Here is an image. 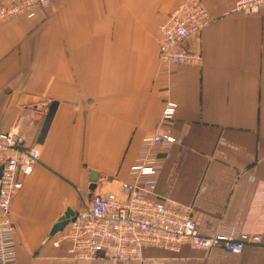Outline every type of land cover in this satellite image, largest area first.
Here are the masks:
<instances>
[{"label":"crops","instance_id":"0c3cea01","mask_svg":"<svg viewBox=\"0 0 264 264\" xmlns=\"http://www.w3.org/2000/svg\"><path fill=\"white\" fill-rule=\"evenodd\" d=\"M7 0H0V5ZM187 0H53L0 26V133L16 130L41 157L13 197L16 264H264V11L201 0L212 22L183 43L198 65H164L158 27ZM177 142L160 148L157 201L191 207L202 235L259 234L241 253L145 247L76 261L51 231L95 193L132 180L141 141L165 103ZM97 180L91 181V173Z\"/></svg>","mask_w":264,"mask_h":264},{"label":"built area","instance_id":"2783aa9c","mask_svg":"<svg viewBox=\"0 0 264 264\" xmlns=\"http://www.w3.org/2000/svg\"><path fill=\"white\" fill-rule=\"evenodd\" d=\"M53 7V0H7L0 5V26L18 17L33 18ZM232 11L259 14L264 0H237ZM212 17L201 0H187L170 11L158 27V59L164 65H198L201 53L187 50L183 43L199 35ZM178 103L168 100L162 111L159 129L144 137L130 169L132 180L107 193H94L73 219L52 236V244L67 245V255L76 261H90L105 250L115 259H140L145 247L177 251L183 245L201 251L222 249L241 253L246 244L260 243L259 234L237 230L202 235L192 217L191 207L175 201L151 198L157 185L160 157L157 150L177 142L172 126ZM36 147L23 144L14 131L0 133V264H16V226L11 214L14 195L23 184L19 175L28 176L40 161Z\"/></svg>","mask_w":264,"mask_h":264},{"label":"water","instance_id":"95a60500","mask_svg":"<svg viewBox=\"0 0 264 264\" xmlns=\"http://www.w3.org/2000/svg\"><path fill=\"white\" fill-rule=\"evenodd\" d=\"M97 173L92 172L91 173V181L95 182L97 180ZM96 189V184H92V186L90 187V190L92 191V193L90 194V197L93 195L94 191ZM74 212L71 209H67L66 212L59 218L58 222L54 225L52 231H51V236L55 235L56 233L62 231L67 224L73 219L74 217Z\"/></svg>","mask_w":264,"mask_h":264},{"label":"bare ground","instance_id":"6f19581e","mask_svg":"<svg viewBox=\"0 0 264 264\" xmlns=\"http://www.w3.org/2000/svg\"><path fill=\"white\" fill-rule=\"evenodd\" d=\"M94 193H95V192H94ZM94 193H93V195H94ZM93 195H92V196H93ZM92 196H91V198H92Z\"/></svg>","mask_w":264,"mask_h":264}]
</instances>
